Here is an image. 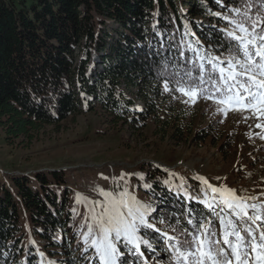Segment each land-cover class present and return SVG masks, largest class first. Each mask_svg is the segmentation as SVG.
<instances>
[{"label": "trees", "instance_id": "obj_1", "mask_svg": "<svg viewBox=\"0 0 264 264\" xmlns=\"http://www.w3.org/2000/svg\"><path fill=\"white\" fill-rule=\"evenodd\" d=\"M232 20L249 30L263 27L264 0H0V129L6 142H30L45 127L57 129L79 115L82 95L98 103L111 123L139 131L153 119L182 136L190 128L187 112L172 102L183 94L178 89L210 94L220 78L212 64L243 59L238 42L227 36ZM93 51L101 70L91 77ZM213 133L211 127L205 134ZM8 182L0 179V264H100L91 237L85 243L88 230L65 189L64 171ZM160 189L154 194L162 204L153 203L149 215L153 227L137 233L146 259L164 239L154 224L171 230L175 253L188 250L185 241L193 243L182 225L198 234L199 225L210 221V232L220 225L223 235L216 217L192 200L201 197L196 179L188 181L189 198ZM261 212L250 215L264 217ZM259 222L264 228V219ZM248 224L241 225L244 236L252 229ZM116 243V264H146L133 244L124 238Z\"/></svg>", "mask_w": 264, "mask_h": 264}, {"label": "rangeland", "instance_id": "obj_2", "mask_svg": "<svg viewBox=\"0 0 264 264\" xmlns=\"http://www.w3.org/2000/svg\"><path fill=\"white\" fill-rule=\"evenodd\" d=\"M255 26L256 34L264 35V26ZM237 34L242 35L239 32ZM91 55L93 57L88 74L93 77L95 71L100 69V58L97 51H93ZM85 56L86 53L83 52L79 58ZM222 59L224 62H235L228 57ZM227 66L222 65L225 69ZM218 85L215 84L210 94L200 93L195 103L190 96L184 94H180L177 99L172 98L173 104L187 112L186 122L190 128V131H185L179 137L173 136L171 128L166 130L157 126L153 119L139 131L111 123V119L100 109L98 103L83 95L79 115L67 118L57 129L45 127L30 142L16 140L10 145L0 129V179L6 186H11L8 180L13 176H24L32 180L33 175L37 173L64 171V186L68 190V196L76 202L77 212L82 214L87 230L89 224L93 225V235L98 233L93 216H99L102 211L95 202H104L100 190L112 193L115 197L122 192L135 197L145 205V218L152 224L149 215L152 214L154 204H162L154 192H159L160 188L164 187L168 191L174 189L175 193L189 198L188 181L196 179L201 197L193 198L194 204H199L203 212L216 217L217 225L223 217L241 232V225H247L249 221L248 226L252 228L258 240L262 229L261 222L246 217L238 219L223 204L213 201V196L219 200V193H212L207 185L197 179L203 177L213 187L234 190L236 196L245 198L249 205H257L255 209L249 208V213L262 215L264 117L257 118L251 110H227L226 105L218 104L216 101L221 98V93L216 91ZM137 106L142 107L141 103ZM219 109H226L227 114ZM257 124L262 127H256ZM211 127L215 128V135L213 133L207 137L205 133L210 131ZM147 179H161V183L149 185ZM204 200L213 203L214 207H207L202 202ZM154 226L164 235V239L160 244L153 245L151 262L147 258L146 264L177 263L175 256L170 257L169 252L165 250L175 254L168 239L171 230L160 224ZM214 229L211 240L214 239V234H218L214 240L219 241V244L215 246L224 247L226 254H230L228 246L223 243L224 235L219 237L220 225ZM182 230L192 233L188 226L182 225ZM229 239L234 241L235 237ZM192 250H195L194 246ZM248 251L251 264V245ZM126 253L130 251L127 249Z\"/></svg>", "mask_w": 264, "mask_h": 264}, {"label": "snow or ice", "instance_id": "obj_3", "mask_svg": "<svg viewBox=\"0 0 264 264\" xmlns=\"http://www.w3.org/2000/svg\"><path fill=\"white\" fill-rule=\"evenodd\" d=\"M236 11L239 12V9ZM230 23L234 24L235 28L233 31H228L227 36L238 42L239 51L243 53V59L235 60V62L229 60L227 69L216 63L212 64V67L220 73L216 91L221 93V98L217 99L216 102L226 105L227 110H251L257 118L264 117V79H258V77H264V35L256 34L254 27L250 31L241 22L232 20ZM237 32L242 33V35H238ZM209 62L211 63V61ZM213 83L216 84L215 81ZM165 90H168L167 86H165ZM178 90L184 95L190 96L193 103L200 95L196 89L186 91L184 88H180ZM226 109L219 110L227 114ZM256 127L259 128L262 125L257 124ZM197 179L207 185L212 193H219V200L213 196V201L223 204L238 219L245 217L253 221L264 219L261 215H249L248 209H255L257 205H249L245 198L237 197L234 190L227 187H213L203 177ZM100 195L104 197V202L97 201L95 203L101 207L102 211L99 216H93L98 233L93 235V225L89 224L88 232L84 234L85 243L91 237V245L96 250L100 264H116L118 256L116 241L123 237L128 243L133 244L139 252L136 233L141 226L152 228L153 225L148 223L145 218V205L141 204L135 197L128 196V193L122 192L118 197H115L112 193L100 190ZM202 202L210 209L214 207V204L207 200ZM189 223L192 221L190 220ZM210 223L209 221L207 225L200 224L201 231L198 234L188 233L192 236L193 243L184 242L188 244L187 251H181L180 248L175 249L178 261L183 260L185 264H249L248 247L251 244L253 257L251 264H264V228L261 229L257 241L252 229H244L247 234L244 236L231 221L226 223L221 217L220 223L224 230L223 243L230 250V254H226L224 247H215L219 241L213 242L211 240L213 233L209 230ZM229 237H235V240L233 241ZM142 242L148 243L147 241ZM193 246L194 251L192 250Z\"/></svg>", "mask_w": 264, "mask_h": 264}]
</instances>
